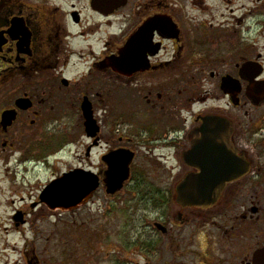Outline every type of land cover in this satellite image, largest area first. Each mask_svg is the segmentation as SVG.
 Segmentation results:
<instances>
[{
  "label": "flooded vegetation",
  "instance_id": "af4514ba",
  "mask_svg": "<svg viewBox=\"0 0 264 264\" xmlns=\"http://www.w3.org/2000/svg\"><path fill=\"white\" fill-rule=\"evenodd\" d=\"M217 124L227 153L203 139ZM50 128L84 129L98 165L75 169L111 200L153 172L148 200L180 210L145 220L164 264H264V0H0V162L22 145L40 155ZM118 154L132 157L130 178L111 196ZM202 169L223 190L184 209L177 190Z\"/></svg>",
  "mask_w": 264,
  "mask_h": 264
},
{
  "label": "rangeland",
  "instance_id": "374dc122",
  "mask_svg": "<svg viewBox=\"0 0 264 264\" xmlns=\"http://www.w3.org/2000/svg\"><path fill=\"white\" fill-rule=\"evenodd\" d=\"M43 133L44 140L52 139L40 155H25L27 145H22L10 150L9 165L7 160L0 162V264H164L163 240L149 237L145 220L156 223L165 218L164 212L169 217L180 210L172 201L164 207L148 200L154 194L149 189L153 172L152 177L149 172L142 175L146 188L137 193L128 188L116 200L99 191L74 211L32 208L46 186L63 173L98 165L99 151L89 161L81 148L84 129L50 128ZM162 174L163 170L155 179L158 189L164 184ZM18 211L27 213L24 224L14 221ZM187 214L198 216L194 211Z\"/></svg>",
  "mask_w": 264,
  "mask_h": 264
},
{
  "label": "water",
  "instance_id": "95a60500",
  "mask_svg": "<svg viewBox=\"0 0 264 264\" xmlns=\"http://www.w3.org/2000/svg\"><path fill=\"white\" fill-rule=\"evenodd\" d=\"M207 129H210L213 133H203V139L209 142L207 138L211 136L213 140L208 144L211 143L210 145L217 146L220 153L229 152L227 146H225V150H220V147L223 145L221 142L226 141V138L229 137L228 127L217 124L209 125ZM88 131L94 135L97 129L90 127L88 128ZM197 144L198 140L196 138L193 143L192 153H198ZM118 155L120 161L117 158L111 161V175H109L107 180V193L111 196L116 195L124 188V185L129 180L130 176L132 157ZM201 161L206 162L209 160L203 158ZM201 174L202 175L200 176L191 175L179 186L176 202L182 208L206 209L220 196L225 185V182L221 180V176L214 175L213 173H205L204 169L201 170ZM216 179L217 181L213 182V180ZM99 187V179L94 173L83 170H74L53 181L43 191L40 197L41 204L48 207L51 211H72L86 203ZM36 206L37 205H34L33 208ZM15 222L25 223L21 213L15 217Z\"/></svg>",
  "mask_w": 264,
  "mask_h": 264
}]
</instances>
